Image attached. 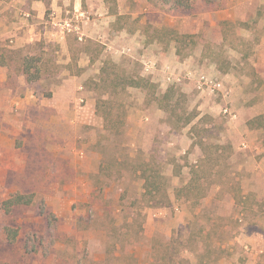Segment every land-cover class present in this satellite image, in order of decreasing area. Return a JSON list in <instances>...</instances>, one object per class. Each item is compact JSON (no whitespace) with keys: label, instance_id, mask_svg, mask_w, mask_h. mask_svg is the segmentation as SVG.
Wrapping results in <instances>:
<instances>
[{"label":"rangeland","instance_id":"1","mask_svg":"<svg viewBox=\"0 0 264 264\" xmlns=\"http://www.w3.org/2000/svg\"><path fill=\"white\" fill-rule=\"evenodd\" d=\"M23 1L0 0V53L10 65L0 94L11 86L28 97L24 121L42 123L23 125L26 143L12 133L14 148L0 152V264H264V131L246 124L264 112V0H196L194 13L156 0H81L83 15L70 5L53 20L51 0H43L42 17ZM64 19L73 30L53 23ZM31 30L40 37L27 43ZM25 56L38 57L41 71L23 85ZM107 60L159 91L180 89L198 116L179 127L141 89L128 87L125 133L114 136L95 112L102 94L88 87ZM69 75L78 80L70 88L75 100L63 106L71 112L73 105L78 118H52L57 110L46 101ZM215 80L221 85L211 90ZM204 115L211 123L198 122ZM0 123L12 126L1 113ZM196 134L231 144L217 183L198 203L176 196L202 156ZM140 160L165 178L155 197L144 195L134 171ZM15 192L32 202L7 213L2 202ZM6 227L16 229L14 243Z\"/></svg>","mask_w":264,"mask_h":264},{"label":"trees","instance_id":"2","mask_svg":"<svg viewBox=\"0 0 264 264\" xmlns=\"http://www.w3.org/2000/svg\"><path fill=\"white\" fill-rule=\"evenodd\" d=\"M163 5H168L169 8L176 13H194L196 0H156ZM172 34L177 37L173 31ZM155 37L160 41L163 37L160 36L159 30H155ZM193 37L192 34H179L178 37ZM175 40V38H173ZM178 39V38H177ZM176 41V40H175ZM91 42V41H90ZM85 51V50H84ZM87 51V50H86ZM92 60V58H91ZM39 58L33 56H25L21 62V73L24 75L26 83H32L39 79L41 68L37 62ZM0 65H7L4 54L0 53ZM99 75L96 79H91L88 87L93 86L102 96L95 98V112L102 117L103 127L114 136H122L125 133V117L126 109L123 101V95L128 87L139 88L143 91L145 98L154 103L159 109L166 112L170 121L177 126L183 127L190 124L197 116L196 109H188L187 98L184 92L173 86L167 87L164 91H159L158 85L151 79L136 75L127 74L125 71L118 70L115 62L107 60L101 65ZM210 116H201L198 119L200 123H211ZM249 128H258L264 131V112L258 114L246 122ZM194 124L190 130H196ZM212 131L206 128V131ZM197 139L193 144H198L202 152V156L193 164L190 165V177L176 190V196L183 197L187 200L198 203L205 195L206 189L217 183L216 177L220 175L218 167L224 164L227 159V153L231 152V144L215 143L202 136L196 134ZM117 160V159H116ZM112 160V163H120ZM126 160V159H125ZM124 160V161H125ZM110 163L109 166L113 164ZM130 167L133 165L128 159L125 161ZM134 171L139 173V177L143 180V193L149 194L152 197L156 193H161L165 184L164 177L152 168L149 160H140L134 166ZM219 178V177H218ZM169 201L167 196L162 197ZM163 201V199L161 200ZM32 202L30 194H22L15 192L2 202V207L5 212L10 213L13 206L28 205ZM6 239L10 243H14L17 237V231L14 228L6 227Z\"/></svg>","mask_w":264,"mask_h":264},{"label":"crops","instance_id":"3","mask_svg":"<svg viewBox=\"0 0 264 264\" xmlns=\"http://www.w3.org/2000/svg\"><path fill=\"white\" fill-rule=\"evenodd\" d=\"M81 0H70V1H66V0H51L49 3L50 9L52 11V20L56 19V18H60L63 17V12L66 11L68 8L67 7H72L73 11H74V15L76 17L83 15V11L79 9L80 5H81ZM89 1V0H88ZM24 4H29L28 5V9L31 11H37V15L38 17H42L43 15V8H45V3L43 0H26L23 1ZM23 11V15H25L27 17V15L29 16L31 13V11ZM42 13V14H41ZM2 18H0V36L4 35L5 32L3 31L1 33V31L3 30V26L5 27V23L3 22V20H1ZM22 22V21H19ZM16 24V23H15ZM32 25H29L30 29H31ZM33 32V33H32ZM45 34L50 35L53 38H49V39H54L57 40L58 38L53 35L52 33H48L46 30H44ZM83 33V32H82ZM85 33V32H84ZM53 35V36H52ZM88 38H92V34H85ZM39 36V33H34L33 30H31V36L29 37V39H24V37H17L15 40V42L17 41H25L27 43L33 41L34 39H36V37ZM128 38V37H127ZM132 40V37L129 39L130 42ZM61 41V40H58ZM17 42L18 45H23V42ZM18 49V47H17ZM7 63V62H6ZM10 69V65L7 63V65H0V84L1 83H5L7 82V78H8V74L7 72ZM21 82L23 83V85H25V79L24 76L21 75ZM78 80L76 75H69V77L66 78H62L61 81L58 82L55 90L52 92L51 97L46 101V106L48 107H53L56 108V112L51 116L52 118H56V119H63L66 118V116L68 115V113L70 112V110L66 109V107L63 106V104L65 102L68 101V99L70 100L71 98H73V100H75L74 94L75 91L74 90H70V88L72 87V89L75 88L76 84H77ZM67 99V101H66ZM28 97H22L21 94H17L16 92H14V90L12 89L11 86L6 87V89L3 91V94H0V113H1V118L4 119V123H6V121H9L10 124L12 125L9 128H3V123H0V152L4 149H13L14 148V140L16 138L15 135H12V133H17L19 135L22 136V138L24 139V142L26 143V134L29 133L27 132L28 130L26 128L23 127L24 126H28V127H41L39 123H42L40 121H36L33 123H29L27 121H24L26 119V113L24 112V107L26 106V102L28 103ZM72 101V99L70 100ZM16 105L15 108L17 107H21L19 110L17 109V111L15 113L13 112V105ZM71 112L70 113H74L73 117L75 119L78 118V111L77 109L75 110L74 106L72 105L71 107ZM73 110V111H72ZM54 112V111H53ZM72 115V114H70ZM50 117V118H51ZM17 120H21L22 123H17L15 124V122H17ZM40 120V119H38ZM49 121V120H48ZM78 127V126H76ZM75 134L77 135V133L75 132ZM78 136V135H77ZM60 148H57V151H59Z\"/></svg>","mask_w":264,"mask_h":264},{"label":"built area","instance_id":"4","mask_svg":"<svg viewBox=\"0 0 264 264\" xmlns=\"http://www.w3.org/2000/svg\"><path fill=\"white\" fill-rule=\"evenodd\" d=\"M56 26H58L60 28V30L63 32L64 30H67V31H71L74 29V27H72V25L70 24V22L66 19L64 20H60V21H56V22H53ZM72 27V28H71ZM203 77V76H202ZM201 77V78H202ZM203 79V78H202ZM221 83L216 81L212 84V87H211V90L213 89H219Z\"/></svg>","mask_w":264,"mask_h":264}]
</instances>
